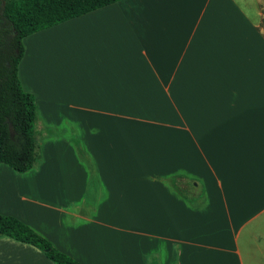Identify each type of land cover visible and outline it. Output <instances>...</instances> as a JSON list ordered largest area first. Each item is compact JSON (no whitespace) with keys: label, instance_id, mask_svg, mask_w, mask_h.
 Instances as JSON below:
<instances>
[{"label":"crops","instance_id":"1","mask_svg":"<svg viewBox=\"0 0 264 264\" xmlns=\"http://www.w3.org/2000/svg\"><path fill=\"white\" fill-rule=\"evenodd\" d=\"M22 41L38 157L0 164V214L82 264H264V0H119ZM0 264L56 263L0 235Z\"/></svg>","mask_w":264,"mask_h":264},{"label":"trees","instance_id":"2","mask_svg":"<svg viewBox=\"0 0 264 264\" xmlns=\"http://www.w3.org/2000/svg\"><path fill=\"white\" fill-rule=\"evenodd\" d=\"M117 1L0 0V164L23 173L38 157L35 98L18 77L23 38ZM0 235L35 246L56 264H82L12 215L0 214Z\"/></svg>","mask_w":264,"mask_h":264},{"label":"rangeland","instance_id":"3","mask_svg":"<svg viewBox=\"0 0 264 264\" xmlns=\"http://www.w3.org/2000/svg\"><path fill=\"white\" fill-rule=\"evenodd\" d=\"M37 111H38V110H37ZM38 117H39V115H38ZM34 126H35V129H36V122H35ZM36 138H37L38 141H39V134H38V132H36ZM1 166L8 167L7 165H3V164H1Z\"/></svg>","mask_w":264,"mask_h":264}]
</instances>
